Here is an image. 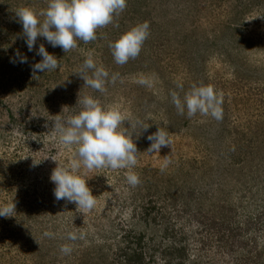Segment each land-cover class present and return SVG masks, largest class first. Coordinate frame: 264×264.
<instances>
[{
  "label": "rangeland",
  "instance_id": "374dc122",
  "mask_svg": "<svg viewBox=\"0 0 264 264\" xmlns=\"http://www.w3.org/2000/svg\"><path fill=\"white\" fill-rule=\"evenodd\" d=\"M24 6L40 11L47 0H0V205L15 204L14 216L0 217V264H264V0H127L95 41L67 53L43 37L28 51L16 16ZM145 21L139 56L117 65L109 43ZM40 44L57 70L32 71ZM89 51L119 73L105 93L76 73ZM193 84L223 93L221 121L178 114L170 92L183 97ZM85 95L120 107L140 152L135 187L128 169L87 173L97 201L90 211L57 201L50 180L51 156L67 164L73 151L52 120L77 114ZM158 127L171 146L148 153ZM164 156L171 163L161 171ZM64 244L71 254L60 252Z\"/></svg>",
  "mask_w": 264,
  "mask_h": 264
},
{
  "label": "clouds",
  "instance_id": "9594fccd",
  "mask_svg": "<svg viewBox=\"0 0 264 264\" xmlns=\"http://www.w3.org/2000/svg\"><path fill=\"white\" fill-rule=\"evenodd\" d=\"M126 7L127 0H47L45 9L36 11L24 6L16 10V16L22 24L29 52L34 50L37 38L43 37L53 48L60 47L67 53L78 47V41L85 44L95 41L97 30L112 24L114 18ZM149 35L150 24L145 21L132 26L115 42H110L108 47L115 63L123 66L130 59H136ZM36 55L42 59L31 65L34 73L50 72L60 67L56 56L50 54L44 44H40L36 49ZM15 56L19 58L20 63L28 62L27 57L19 50ZM76 73L84 80V85L100 93H105L106 85H114L119 79V73L110 74L103 64L98 65L91 51ZM137 82L152 86V82L147 78H141ZM177 88L183 91L182 84H177ZM170 96L179 115H184L186 110L189 118L200 114L210 115L217 121L223 119V93L218 92L212 85L193 84L183 97L177 91H171ZM77 103L81 106L77 114L67 117L58 114L52 120L53 135L61 145L73 151L67 164H61L51 156V159L58 163L50 180L55 184L54 196L57 201L65 200L74 203L77 209L90 211L97 201L87 185L88 179L85 177L88 172L105 168L128 169L127 183L133 187L141 183L139 175L131 171L137 165L140 153L134 143L133 133L139 135V132L130 131L129 127H125L126 117L118 105H103L99 98L91 95H85L83 98L79 96ZM62 111H65V107ZM137 124L138 130L145 132L150 126L142 121ZM147 139L151 142L146 150L148 153H159L162 147L171 146L172 143L169 133L159 127L155 133L148 135ZM164 157L161 171L171 163L167 156ZM14 213V202L0 205V217L8 218L14 216ZM44 235L48 238L54 237L52 232H45ZM78 238L83 239V234H67L70 241H76ZM72 250L70 244L60 247V252L64 255L71 254Z\"/></svg>",
  "mask_w": 264,
  "mask_h": 264
}]
</instances>
